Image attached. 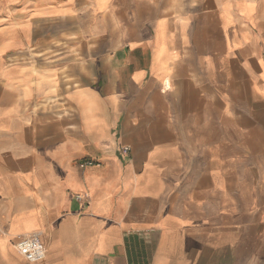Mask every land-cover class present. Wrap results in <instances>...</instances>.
I'll list each match as a JSON object with an SVG mask.
<instances>
[{
  "label": "crops",
  "instance_id": "crops-1",
  "mask_svg": "<svg viewBox=\"0 0 264 264\" xmlns=\"http://www.w3.org/2000/svg\"><path fill=\"white\" fill-rule=\"evenodd\" d=\"M0 264H264V0H0Z\"/></svg>",
  "mask_w": 264,
  "mask_h": 264
},
{
  "label": "built area",
  "instance_id": "built-area-1",
  "mask_svg": "<svg viewBox=\"0 0 264 264\" xmlns=\"http://www.w3.org/2000/svg\"><path fill=\"white\" fill-rule=\"evenodd\" d=\"M82 195H78L81 198ZM19 251L24 257L32 262L41 261L47 254L46 247L38 233L23 235L17 243Z\"/></svg>",
  "mask_w": 264,
  "mask_h": 264
}]
</instances>
